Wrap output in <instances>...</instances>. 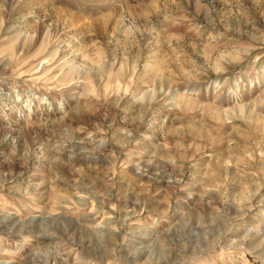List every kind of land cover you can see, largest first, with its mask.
<instances>
[{"label":"rangeland","instance_id":"obj_1","mask_svg":"<svg viewBox=\"0 0 264 264\" xmlns=\"http://www.w3.org/2000/svg\"><path fill=\"white\" fill-rule=\"evenodd\" d=\"M0 264H264V0H0Z\"/></svg>","mask_w":264,"mask_h":264}]
</instances>
